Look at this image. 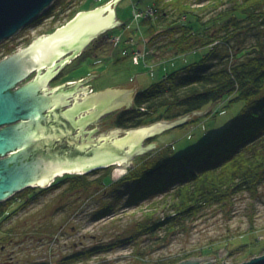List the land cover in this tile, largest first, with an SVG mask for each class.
<instances>
[{
	"label": "rangeland",
	"instance_id": "rangeland-1",
	"mask_svg": "<svg viewBox=\"0 0 264 264\" xmlns=\"http://www.w3.org/2000/svg\"><path fill=\"white\" fill-rule=\"evenodd\" d=\"M108 1L112 0H58L52 13L0 44V61L29 47L40 36L52 34L67 25L77 12L94 10ZM119 1L115 9L117 20L123 24L95 39L80 57L64 67L60 77L50 84V89L65 84L67 80H75L67 82L72 84L96 75L98 77L89 80L86 85L90 89L89 94L107 89H133L134 99L137 93L151 89L173 73L199 64L209 53L210 49L201 48L178 55L168 45L169 38L163 37L151 44L156 33L153 34L142 23L143 18L154 20L152 14L155 15V10L151 7V0ZM194 3V9L210 7L203 13L205 21L230 7V4H226L217 11L212 7L215 0H195ZM214 29L208 34H213ZM257 42L264 44V26L243 31L231 44L249 47ZM135 58H138V62ZM243 107L244 103H230L226 98L224 102L201 112L204 113L202 115H191L189 121L194 122L188 121L181 127L146 140L144 146L155 144L156 148L136 157L133 168L111 167L105 172L90 175L86 180V183L93 185L89 196L80 190L73 192L66 181L49 191L36 189L22 192L0 213V247L8 245L12 238L19 240V245L27 235L34 238L33 241H24L20 247L15 244L10 246L4 259H0V264L10 261L9 254L15 258V264H63L71 256L130 239L132 233L136 234L139 224L147 223L146 214L152 211L157 213L159 219H164L168 213L163 204L158 208L154 206V202L161 200L162 194L144 198L138 205H127L133 191L131 184L120 189H102L97 188L98 184H94V181L107 175L105 184L109 187L137 169L144 160L168 148L173 150L175 157L196 152L229 129ZM122 109L98 121L100 130L93 138L101 136L106 130L109 133L117 129L115 120ZM95 128V125H91L87 130ZM106 205H112L113 211L98 218L97 213ZM2 215H7V219L2 220ZM186 228L188 232L179 231L165 246L157 240L164 237L163 234L141 236L132 244L70 264H159L161 260H176L190 254L193 256L188 260L213 255L215 258L204 263L217 260L213 264H243L264 256V185L257 198L248 193L238 196L234 208L224 211L210 209ZM138 249L146 255L145 259H139L136 255Z\"/></svg>",
	"mask_w": 264,
	"mask_h": 264
},
{
	"label": "trees",
	"instance_id": "trees-1",
	"mask_svg": "<svg viewBox=\"0 0 264 264\" xmlns=\"http://www.w3.org/2000/svg\"><path fill=\"white\" fill-rule=\"evenodd\" d=\"M56 2L37 21L52 13ZM194 2L151 0V7L155 10V17L152 16L154 20L143 18L142 23L153 34L156 33L151 44L163 37L169 38L168 45L178 55L201 48L210 49L209 53L199 64L175 72L151 89L137 93L134 108L121 111L115 120V127L127 130L161 121H174L205 112L226 98L230 103H244L241 114L229 129L196 152L175 157L172 155L173 150L168 148L144 160L137 169L109 187L105 184L107 175L94 181V184H98L97 188L102 189H120L131 184L133 191L127 205H138L144 198L162 194L161 200L154 202V206L158 208V205L163 204L168 214L164 219H159L157 213L152 211L146 214L147 223L139 224L136 234L132 233L130 239L71 256L63 264L80 262L93 255L132 244L141 236L163 234L164 237L157 240L165 246L179 231L188 232L186 227L189 223L196 221L206 211L234 208L237 197L247 193L258 197L264 185V44L257 42L249 47H235L231 42L243 31L264 26V0H215L212 7L217 11L226 4H230V7L209 21L204 20L203 13L210 7L194 9ZM86 11L90 10L77 12L69 21ZM212 28H215L214 32L209 35ZM192 122L194 120L189 121ZM90 175H67L58 179L49 189L37 190L49 191L66 181L73 192L80 190L89 196L93 185L86 183V180ZM33 190L36 189H28L26 193ZM20 194L0 204V213ZM113 208L112 205H106L96 216L101 218ZM1 217L2 220L7 219V215ZM136 255L139 259L146 257L139 249ZM190 256L193 255L161 260L159 264H179Z\"/></svg>",
	"mask_w": 264,
	"mask_h": 264
},
{
	"label": "water",
	"instance_id": "water-1",
	"mask_svg": "<svg viewBox=\"0 0 264 264\" xmlns=\"http://www.w3.org/2000/svg\"><path fill=\"white\" fill-rule=\"evenodd\" d=\"M56 1L0 0V44L35 23ZM119 2L81 12L54 33L0 61V204L28 189H49L67 175L133 168L136 157L156 148L144 146L146 140L188 123L190 115L135 129L106 130L93 138L102 118L134 108L133 89L89 94L86 85L96 75L49 88L95 39L123 24L117 20ZM91 125L96 128L88 131ZM213 258L179 264H213L217 260L204 263ZM243 264H264V256Z\"/></svg>",
	"mask_w": 264,
	"mask_h": 264
},
{
	"label": "flooded vegetation",
	"instance_id": "flooded-vegetation-1",
	"mask_svg": "<svg viewBox=\"0 0 264 264\" xmlns=\"http://www.w3.org/2000/svg\"><path fill=\"white\" fill-rule=\"evenodd\" d=\"M60 75L58 77H60ZM33 238H34L33 236L30 237V236L27 235L21 241L22 243L20 245H19V240H15L13 238L10 239V241L8 242V245H3V246L0 247V259H4L3 257H5V254L9 251L10 246H12L13 244H15L16 247H20V246L23 245L24 241L25 242L33 241ZM9 256L10 257L8 259H10V261H5V263H3V264H15V262L13 261V259H15V258L12 255H10V254H9Z\"/></svg>",
	"mask_w": 264,
	"mask_h": 264
},
{
	"label": "built area",
	"instance_id": "built-area-1",
	"mask_svg": "<svg viewBox=\"0 0 264 264\" xmlns=\"http://www.w3.org/2000/svg\"><path fill=\"white\" fill-rule=\"evenodd\" d=\"M100 2H102V0H99ZM153 12H151V14H152ZM152 16H154L153 14H152ZM120 41V39H118V41L117 42H119ZM137 59L138 58H135V60L137 61ZM138 62V61H137Z\"/></svg>",
	"mask_w": 264,
	"mask_h": 264
},
{
	"label": "bare ground",
	"instance_id": "bare-ground-1",
	"mask_svg": "<svg viewBox=\"0 0 264 264\" xmlns=\"http://www.w3.org/2000/svg\"><path fill=\"white\" fill-rule=\"evenodd\" d=\"M94 10H96V9H94ZM90 11H93V10H90ZM108 14V12H106L105 14H104V16H106ZM114 23H115V21H114Z\"/></svg>",
	"mask_w": 264,
	"mask_h": 264
},
{
	"label": "crops",
	"instance_id": "crops-1",
	"mask_svg": "<svg viewBox=\"0 0 264 264\" xmlns=\"http://www.w3.org/2000/svg\"><path fill=\"white\" fill-rule=\"evenodd\" d=\"M103 90H101L100 92H102Z\"/></svg>",
	"mask_w": 264,
	"mask_h": 264
}]
</instances>
